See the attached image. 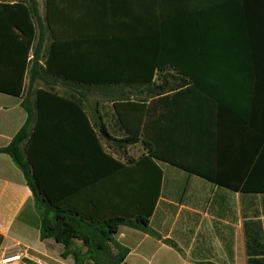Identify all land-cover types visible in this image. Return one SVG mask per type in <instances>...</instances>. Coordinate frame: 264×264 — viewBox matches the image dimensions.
<instances>
[{"label": "trees", "instance_id": "16d2710c", "mask_svg": "<svg viewBox=\"0 0 264 264\" xmlns=\"http://www.w3.org/2000/svg\"><path fill=\"white\" fill-rule=\"evenodd\" d=\"M174 6L184 10H161L155 28L140 32V80L134 81L151 101L114 103L127 135L117 142L134 144L140 131L147 154L137 164L154 170L142 191L129 187L128 205L120 206L119 187L111 199L91 191L96 177L72 142L75 123L96 136L84 109L87 95L64 96L53 88H40L35 97L23 94L27 76L28 87L44 76L79 88L101 82L64 77L55 42L44 53L51 23L47 17L43 23L37 0L0 2V39L16 41L0 55V63L13 69L12 78L0 80V92L24 95L27 112L26 123L0 153L10 155L25 176L41 217V238L61 243L76 264H123L127 249L115 240L119 227L149 232L163 178L156 161L242 194H264V0H175ZM179 140L195 151L208 147L209 158L202 159L208 164L219 158V149L237 153L238 173L203 172L202 161L185 162L164 144ZM105 157L117 170L135 163ZM3 240L0 235V247Z\"/></svg>", "mask_w": 264, "mask_h": 264}, {"label": "crops", "instance_id": "0c3cea01", "mask_svg": "<svg viewBox=\"0 0 264 264\" xmlns=\"http://www.w3.org/2000/svg\"><path fill=\"white\" fill-rule=\"evenodd\" d=\"M37 2L43 23L46 17L51 23L44 53L47 55L55 42L57 65L64 77L101 82L81 88L72 81L57 82L65 91H58L61 95H94L93 102L84 101V109L96 136L83 122L75 123L71 132L79 155L86 156L96 177L91 191L111 199L119 187L124 192V197L118 198L119 205L127 206L129 187L142 191L145 176L154 174V170L137 164L147 154L140 131L139 141L134 144L117 142L127 135L114 103L119 96H136L131 100L140 102V95H147L140 81H134L140 80V32L155 28L161 10L184 9L175 7V0H45L43 17ZM3 27L0 16V31ZM12 43L16 41L0 39V55H5ZM12 76L13 69L0 63V80ZM28 84L27 76L24 95ZM96 94L112 99L97 102ZM24 95L0 92V148L10 144L26 123ZM157 105L154 102L156 109ZM186 143L179 140L164 144L185 162L209 158L208 147L203 148L204 152L195 151ZM105 155L123 164L135 163L130 165L131 170H117ZM237 156L219 149V158L212 159L211 164L202 161L201 170L234 176L238 173ZM156 163L163 178L149 218V232L122 225L115 236L117 244L127 249L123 264H264V194H242L172 164ZM16 165L10 155L0 153V235L4 238L0 252L2 257L21 255L18 261L0 260V264H76L72 255L64 256L61 243L41 238V217L34 196ZM62 185H68L66 178Z\"/></svg>", "mask_w": 264, "mask_h": 264}, {"label": "rangeland", "instance_id": "374dc122", "mask_svg": "<svg viewBox=\"0 0 264 264\" xmlns=\"http://www.w3.org/2000/svg\"><path fill=\"white\" fill-rule=\"evenodd\" d=\"M39 4H40V9H41V15L44 17V14H45V0H39ZM50 82L53 83V85L51 86ZM50 85H48V84ZM40 88H53L54 90L56 91H59L61 93H65V91L63 90V88H61V86L58 85L57 82H55L53 79H50L48 78L47 76H44V80L43 79H39L35 84L34 86H31V87H28L27 89V93H30V96L32 97H35V93L38 89ZM94 95H91L90 97L91 98H85V101L87 104H89L90 102H93V97ZM96 100L97 102H105V101H111L112 99V96H109V95H100V94H96ZM105 97V98H104ZM111 97V98H109ZM124 98H128V99H135L136 96H119L118 99H124ZM147 100L148 99V95H140V100ZM81 243H75V246L74 248L78 247ZM6 258L8 257L7 254H5V256L2 257V253L0 252V260H2L3 258Z\"/></svg>", "mask_w": 264, "mask_h": 264}, {"label": "built area", "instance_id": "2783aa9c", "mask_svg": "<svg viewBox=\"0 0 264 264\" xmlns=\"http://www.w3.org/2000/svg\"><path fill=\"white\" fill-rule=\"evenodd\" d=\"M21 259V255H13V256H8L6 258H3L1 260L2 263H10V262H14V261H18Z\"/></svg>", "mask_w": 264, "mask_h": 264}]
</instances>
